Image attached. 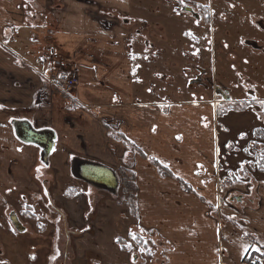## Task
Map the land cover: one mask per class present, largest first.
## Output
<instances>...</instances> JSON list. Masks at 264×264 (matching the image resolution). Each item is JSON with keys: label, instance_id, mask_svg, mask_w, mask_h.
Masks as SVG:
<instances>
[{"label": "crops", "instance_id": "1", "mask_svg": "<svg viewBox=\"0 0 264 264\" xmlns=\"http://www.w3.org/2000/svg\"><path fill=\"white\" fill-rule=\"evenodd\" d=\"M29 1L34 5L36 0ZM69 1L73 9L60 11L54 29L45 23L16 26L6 33L4 20L19 17L18 0H0V194L21 193L32 199L37 194L43 204H53L57 178L66 171L68 179H78L64 186H73L71 193H78L80 202L76 195L60 197L73 204L72 216L80 229L77 241L86 247L83 235L97 232V244L90 246L107 251L100 253L106 264L143 261L140 250L128 242L134 241L130 232L136 231L155 238V262L151 258L146 264H246L250 252L264 254V184L256 191L261 203L254 208L243 205L240 210L222 200L227 189L216 179V132L205 122L213 101L168 103L164 112L163 102L141 89L148 79L142 68L155 43L145 40L138 27L132 28L133 16L123 26L95 16L102 6L130 14V0H90L80 8L77 0ZM48 52L53 60L81 70L79 85L69 98L51 95L47 76L53 61ZM23 123L50 132L54 145L48 154L20 136L18 126ZM130 160L139 187L138 214L129 215L127 206L121 213L119 204H105L110 211L104 219L97 195L110 189L84 178L83 171L99 165L117 176L120 167L131 168ZM152 160L167 165L171 174L160 172ZM24 201L32 203L28 197ZM100 241L105 242L99 245Z\"/></svg>", "mask_w": 264, "mask_h": 264}, {"label": "rangeland", "instance_id": "2", "mask_svg": "<svg viewBox=\"0 0 264 264\" xmlns=\"http://www.w3.org/2000/svg\"><path fill=\"white\" fill-rule=\"evenodd\" d=\"M27 1L18 0L17 20L3 19L7 21L6 33L16 26L25 29L33 24L48 23L54 29L59 14H62L60 11L73 9L69 0H36L34 5ZM90 2L77 0L76 4L80 8V4ZM130 4V14L120 8L102 6L95 16L103 23L120 26L129 24L128 17L133 16L132 28L138 27L145 40L155 43L156 49L152 53L149 51L147 64L142 68L148 79L141 89L147 90L150 99H160L164 112L169 110L168 103L174 106L186 101H213L210 102L211 117H205V122H211L216 132L220 166L216 179L221 184L224 181L227 189L222 200L240 210L243 205L254 208V204L261 203L256 191L264 184V106L259 103L264 101V0H130ZM31 12L36 16L30 15ZM141 32L138 33L140 43ZM22 33L24 39L29 36L27 30ZM48 56L53 64L59 61L62 71L77 78L75 90L81 76L78 66L53 60L55 57L49 52ZM62 96L69 98L71 95ZM242 133L245 134L243 137ZM151 162L160 172L171 174L158 161ZM127 163L131 165V168H125L129 173L125 178L118 171L116 190L97 195L100 200L96 204L104 219L110 211L108 204H119L121 213H125L123 207L127 206L129 215L138 214L139 187L137 176H133L134 160ZM68 175L62 170L60 180L57 178L56 185L59 186L51 196L53 204H43L37 194H33L34 199L21 193L0 194V264H106L100 253L107 251L90 246L97 244L94 241L99 236L97 232L83 235L81 242L86 243V247L77 241L80 229L72 216L73 204L60 198L66 194L67 199H75L76 194L71 193L74 187L64 185L78 183V179L73 176L68 179ZM26 197L33 204L30 201L26 204ZM79 197L77 193V203ZM129 198L130 207L127 204ZM60 200L68 204H61ZM66 207L72 209L71 212ZM131 207L135 214L130 211ZM13 212L17 214L14 220ZM88 225L95 228L94 224ZM103 228L107 226L103 225ZM136 237L128 242L140 250L143 261L139 263L138 259L134 264H146L152 258L155 238L137 234V231ZM120 244L124 243L120 240ZM250 253L246 255V264Z\"/></svg>", "mask_w": 264, "mask_h": 264}, {"label": "water", "instance_id": "3", "mask_svg": "<svg viewBox=\"0 0 264 264\" xmlns=\"http://www.w3.org/2000/svg\"><path fill=\"white\" fill-rule=\"evenodd\" d=\"M18 132L20 136L28 142L37 143L41 145L44 150L46 151V154L50 152L52 149V142H51V136H49V131H35L32 129V127L28 123H23L21 126H18ZM94 167H98V171L95 170ZM92 169H89L87 171H83L84 175L83 177L95 182H99L100 184L108 187L109 189L115 191L118 186V179L115 173L107 169L103 166H93ZM96 172V173H93ZM98 173V175H96ZM16 214L12 213L11 217L14 220ZM24 229V228H23Z\"/></svg>", "mask_w": 264, "mask_h": 264}, {"label": "built area", "instance_id": "4", "mask_svg": "<svg viewBox=\"0 0 264 264\" xmlns=\"http://www.w3.org/2000/svg\"><path fill=\"white\" fill-rule=\"evenodd\" d=\"M59 64V61H56L48 73L47 78L51 86L50 91L52 94L72 95L73 88L76 86L78 80L73 74L69 75L65 71H62L58 66ZM248 261V264H264V255L250 253Z\"/></svg>", "mask_w": 264, "mask_h": 264}, {"label": "trees", "instance_id": "5", "mask_svg": "<svg viewBox=\"0 0 264 264\" xmlns=\"http://www.w3.org/2000/svg\"><path fill=\"white\" fill-rule=\"evenodd\" d=\"M120 171H121V174H122V176H124L125 178L127 177V175H128V171L125 169V168H121L120 169ZM133 176H135V175H133ZM135 178V177H134ZM134 187H135V189L137 190V184H136V180H134ZM127 204L129 205V207H130V204H131V202H130V198H129V200H127ZM132 207L130 208V211L132 212ZM134 210V209H133ZM136 212H132V214H135Z\"/></svg>", "mask_w": 264, "mask_h": 264}, {"label": "snow or ice", "instance_id": "6", "mask_svg": "<svg viewBox=\"0 0 264 264\" xmlns=\"http://www.w3.org/2000/svg\"><path fill=\"white\" fill-rule=\"evenodd\" d=\"M132 58L135 59V56L133 55ZM137 67H139V66L137 65ZM133 71H135V69ZM259 103H261V105L264 106V101H259ZM0 107H3V105H0ZM241 135L243 137V135H245V134L242 133ZM245 151H247V149H245ZM262 159H264V157H262ZM165 167H167V165H165ZM37 171H39V169H37ZM209 203H211V202H209ZM130 235H132L133 240H135L137 238L135 233L130 232ZM257 251H259V249H257Z\"/></svg>", "mask_w": 264, "mask_h": 264}]
</instances>
